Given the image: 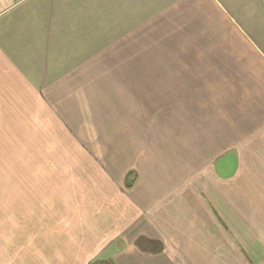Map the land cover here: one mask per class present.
I'll list each match as a JSON object with an SVG mask.
<instances>
[{"label":"crops","instance_id":"1","mask_svg":"<svg viewBox=\"0 0 264 264\" xmlns=\"http://www.w3.org/2000/svg\"><path fill=\"white\" fill-rule=\"evenodd\" d=\"M0 154V264H264V0H0Z\"/></svg>","mask_w":264,"mask_h":264},{"label":"rangeland","instance_id":"2","mask_svg":"<svg viewBox=\"0 0 264 264\" xmlns=\"http://www.w3.org/2000/svg\"><path fill=\"white\" fill-rule=\"evenodd\" d=\"M108 144L111 146H116V138L108 140ZM41 157V156H40ZM44 156H42L43 159ZM95 159V162H103L101 161L98 156H92ZM39 156L30 155L28 156V161L31 164V169H35L36 167L33 165ZM20 156L14 155H3L0 154V212L5 211V201H8V196H16L22 193H25L26 190H33L35 189L36 185L35 182L37 179H53L54 178V171H21V170H11L8 167L12 166L7 165L9 162H19ZM16 166V164H13ZM128 176V175H127ZM127 178V177H126ZM21 179L25 181L21 183ZM24 184L25 186H22ZM30 194V193H29ZM6 197H8L6 199ZM9 205H12V199L9 198Z\"/></svg>","mask_w":264,"mask_h":264},{"label":"trees","instance_id":"3","mask_svg":"<svg viewBox=\"0 0 264 264\" xmlns=\"http://www.w3.org/2000/svg\"><path fill=\"white\" fill-rule=\"evenodd\" d=\"M132 173H129L127 178H126V186L127 187H130L131 183L133 182V179H132ZM90 264H112L111 261H108V260H102V259H98V260H94L92 261Z\"/></svg>","mask_w":264,"mask_h":264}]
</instances>
